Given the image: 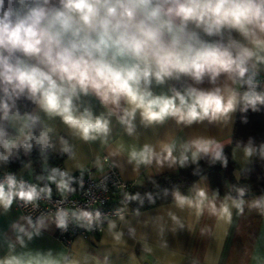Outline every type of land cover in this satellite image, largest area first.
I'll return each mask as SVG.
<instances>
[{
	"label": "clouds",
	"instance_id": "1",
	"mask_svg": "<svg viewBox=\"0 0 264 264\" xmlns=\"http://www.w3.org/2000/svg\"><path fill=\"white\" fill-rule=\"evenodd\" d=\"M250 115L264 116V0H0V168L31 169L34 153L43 161L35 183L13 171L0 178V210L8 213L14 204L38 210L55 189L59 206L11 224L21 247L53 228L111 237L102 258L87 249L71 260L51 251L17 254L9 244L0 264H112L136 244L145 255L157 247L174 255L178 238L187 236L189 250L197 225L204 239L192 264H207L209 246L219 249L234 215L264 218V189L249 199L250 186L233 185L235 194L221 195L210 182L200 185L204 166L227 170L231 161L234 178L236 164L250 175L264 161V141L237 139L229 154L232 141L215 135L178 142L165 133L140 143L141 130L155 135L169 121L181 129L234 128L237 118L247 125ZM116 127L134 142L113 139ZM75 141L109 147L107 156L91 161L100 172L110 157H123L136 174L192 169L199 180L186 191L152 178L154 190L117 185L123 206L111 215L80 206L69 198L77 186L85 189V173L92 172L77 159ZM54 154L72 165L50 166ZM161 194L168 207L153 211L138 237L126 219L129 205L139 217L140 208H159Z\"/></svg>",
	"mask_w": 264,
	"mask_h": 264
},
{
	"label": "crops",
	"instance_id": "2",
	"mask_svg": "<svg viewBox=\"0 0 264 264\" xmlns=\"http://www.w3.org/2000/svg\"><path fill=\"white\" fill-rule=\"evenodd\" d=\"M59 132L61 135H67L66 130L63 127H59ZM234 128L232 126H221L216 129L209 130L206 125H197L188 129L177 128L174 121L167 122L163 127L159 128L155 135L150 131L141 130V135L139 142L143 143L146 139H159L163 138L165 133L178 137V142L186 139H190L194 136L201 134H211L217 136L218 139L229 141L232 140ZM123 137L126 143L134 142L130 138L123 136L122 129L119 127L114 128L113 130V139H120ZM77 159L86 164V166L91 169V172L95 176L101 175L103 172L97 171L92 167L91 161L95 159L97 155L101 158L108 155L109 147L100 144L99 142H93L85 144L80 141H75ZM230 146V145H229ZM228 146V147H229ZM226 147V148H228ZM55 155V154H54ZM238 155H240L238 153ZM64 159L60 163V167L71 166L72 161H68V164H65L67 160L66 156H63ZM110 164L118 172L121 178L129 183H132L134 187L143 186L147 178H152L164 174H173L177 173L180 170L171 171L167 170L163 173L156 172L155 169L150 171L141 170L139 174L132 172L131 167L126 165L123 157H110ZM239 169H242L243 166L236 164ZM7 170L6 167L0 168V171ZM24 170V168L22 169ZM21 170V171H22ZM29 176L31 177V170L27 169ZM105 170V167H104ZM103 170V171H104ZM17 174L31 180L27 176L26 172ZM78 170L74 169V172ZM240 175L239 171H236V177ZM140 181V183H136ZM201 186L206 185L208 179L199 180ZM250 199V198H249ZM168 205L161 206L159 208H154L145 212H141L140 216L137 217L133 212H128L126 214V219L129 221L131 226L137 228L138 237L143 234L145 231L143 221L147 219L153 211H162L166 209ZM21 212L13 205L12 209L8 213H3L0 210V258L4 255H7L9 252V244H15V253H31L36 255L40 253L42 255L47 254L49 251L52 252L54 256L65 255L71 260L73 258H81L83 253L87 249L94 254L103 256V249L111 241V237L102 233L97 238L92 240H84L81 238L76 239L70 247V250H67L55 237L56 229H52L44 233L39 238H34L30 242H26V247H21L16 242V234L11 230V224L15 221H20L22 218ZM126 231V226L121 225ZM200 225L196 226V230L193 233L192 240L190 241L189 250L184 251V245L189 244L187 236L178 238L175 244L174 252L175 254L169 253L167 250H161L160 248H154L153 254L145 255L141 251L140 244H136L134 247H130L125 250L123 255L115 254L112 257V264H192L193 260L200 259V241L204 239L200 236L199 233ZM181 240L184 244L182 245ZM219 244L220 242L217 241ZM211 251V259L207 264H264V218L257 215L255 212H247L243 216L234 215L233 222L229 227V234L226 240L220 244L218 250L209 246ZM135 254V261L132 259V255Z\"/></svg>",
	"mask_w": 264,
	"mask_h": 264
},
{
	"label": "trees",
	"instance_id": "3",
	"mask_svg": "<svg viewBox=\"0 0 264 264\" xmlns=\"http://www.w3.org/2000/svg\"><path fill=\"white\" fill-rule=\"evenodd\" d=\"M254 137L256 142L264 141V116L262 115H250L249 123L244 125L239 122V118H237V122L234 126V131L232 135V144L225 149L226 153H231L232 148L235 146V141L237 139L243 140L244 142L247 141L248 137ZM64 159L63 156L60 155H52L48 161L50 166H59L62 160ZM27 162V161H25ZM31 182H36V176L40 173L43 161L37 156V154H33L31 157ZM203 164V162H201ZM264 164V161H257V163L253 166L251 174L249 175L244 168L239 169L237 165H235L236 171H239L240 175L237 178L233 175V163L230 161L229 167L227 170L222 169L221 167L217 166L210 170L207 169L205 165V172L204 175L207 177L208 182H210L213 189L218 188L221 195L225 192L232 191L235 194V189L233 185L237 187L245 186L247 184L250 186L251 191L248 193V198H252L259 194V192L264 189V170H262L261 165ZM194 167V166H193ZM7 171H13L18 174L23 167L17 164L11 165V167H6ZM192 169H181L177 173L173 174H164L156 177H152L155 179L158 184L162 187H171L173 185H178L182 191H186L187 188L194 180H199V177H193L191 175ZM260 177L259 179L257 177ZM145 190H154L153 185L150 183V178H147L141 187H134L131 192L136 191H145ZM158 191V190H155ZM157 205L159 207L168 205V201L163 198L162 194L159 199H157ZM135 204L129 205L128 209L130 212L135 208ZM156 207H148L145 206L140 208V213L145 212Z\"/></svg>",
	"mask_w": 264,
	"mask_h": 264
},
{
	"label": "built area",
	"instance_id": "4",
	"mask_svg": "<svg viewBox=\"0 0 264 264\" xmlns=\"http://www.w3.org/2000/svg\"><path fill=\"white\" fill-rule=\"evenodd\" d=\"M109 164L105 165V170L99 176H95L93 173L89 176L88 173H85V189L82 191L77 186V192L69 198L70 201L80 206L91 205L93 208H98L103 213L109 215L114 213L117 207H122L123 205L120 204L122 197L117 185L123 184L130 192L134 188V185L124 181L119 175V172L113 166L109 167ZM6 172L9 171H0V178H2ZM74 174L78 176L79 171L74 172ZM23 178L31 182L28 178ZM105 187H107V191L104 190ZM59 199L54 189L52 201H42L38 210H33L30 206L25 208L21 204L14 205L21 212L23 217L28 215L35 217L41 212L52 210L59 206L56 203ZM68 207H72V203H69ZM102 233L103 232L87 233L82 230H73L70 228L69 232L66 234H61L56 230L55 237L67 250H70L71 245L76 239L92 240Z\"/></svg>",
	"mask_w": 264,
	"mask_h": 264
},
{
	"label": "rangeland",
	"instance_id": "5",
	"mask_svg": "<svg viewBox=\"0 0 264 264\" xmlns=\"http://www.w3.org/2000/svg\"><path fill=\"white\" fill-rule=\"evenodd\" d=\"M24 172H26L27 176L30 177L29 174H28L29 171L27 169H24V170L21 171V173H24Z\"/></svg>",
	"mask_w": 264,
	"mask_h": 264
}]
</instances>
